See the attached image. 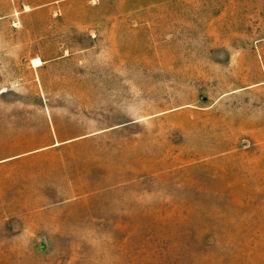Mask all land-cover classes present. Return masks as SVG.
Returning <instances> with one entry per match:
<instances>
[{
  "label": "rangeland",
  "instance_id": "rangeland-1",
  "mask_svg": "<svg viewBox=\"0 0 264 264\" xmlns=\"http://www.w3.org/2000/svg\"><path fill=\"white\" fill-rule=\"evenodd\" d=\"M0 264H264V0H0Z\"/></svg>",
  "mask_w": 264,
  "mask_h": 264
}]
</instances>
